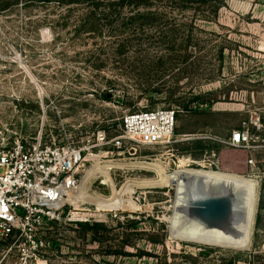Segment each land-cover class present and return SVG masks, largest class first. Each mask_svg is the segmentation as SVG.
I'll use <instances>...</instances> for the list:
<instances>
[{"label":"rangeland","instance_id":"374dc122","mask_svg":"<svg viewBox=\"0 0 264 264\" xmlns=\"http://www.w3.org/2000/svg\"><path fill=\"white\" fill-rule=\"evenodd\" d=\"M156 108L176 114L169 142L120 161L206 158L217 171L226 153V166L258 187L249 248L169 238L172 189L137 187V210L100 222L69 221L65 208L32 264H264V0H0V148L40 132L110 138L126 113ZM239 129L248 142L221 143ZM135 164L122 167L124 182L156 178ZM16 261L11 239L0 241V264Z\"/></svg>","mask_w":264,"mask_h":264},{"label":"built area","instance_id":"2783aa9c","mask_svg":"<svg viewBox=\"0 0 264 264\" xmlns=\"http://www.w3.org/2000/svg\"><path fill=\"white\" fill-rule=\"evenodd\" d=\"M175 124L173 109H143L123 115L118 134L110 138L103 130L92 132L81 142L68 137L47 138L40 132L31 140L14 137L7 146L1 147L0 241L11 239L13 242L17 252L15 264L38 261L46 248L45 228L48 223L62 220L64 209L69 206L72 210L68 211L67 219L74 222H100L108 214L124 212L118 208L103 209L81 198L72 205L66 197L78 190L85 165L92 161L91 156L99 154L102 162H121L125 153L135 155L139 146L168 143ZM244 142H248V132L242 129L221 141L226 147H237ZM247 163L253 166L251 159ZM122 169L114 167L108 172L114 187L117 178L124 183ZM102 178L103 175L96 173L91 179L98 181L91 193L99 198L107 196L104 189L110 190Z\"/></svg>","mask_w":264,"mask_h":264},{"label":"bare ground","instance_id":"6f19581e","mask_svg":"<svg viewBox=\"0 0 264 264\" xmlns=\"http://www.w3.org/2000/svg\"><path fill=\"white\" fill-rule=\"evenodd\" d=\"M91 157L92 161L85 165V175L80 180L78 190L66 197V201L72 205L81 198V201H92L103 209L133 211L139 208V204L132 198L135 188L170 187L173 195L166 201L165 206L169 212L166 217L169 238L235 251L249 248L258 187L252 176L243 175L235 168L226 166V153H221L220 170L217 171L204 160L206 158L195 163L189 158L181 157L176 162L168 160L161 165L155 160L125 164L123 161L102 162L99 154ZM133 164L139 168L153 169L156 178L127 180L119 188L114 187L108 176L109 170L114 167L134 166ZM194 164L196 167H192ZM167 168H171V171L167 172ZM96 173L103 175L102 182H107L110 186V194L104 198L88 191L90 180ZM202 193L217 194L228 201L225 217L216 222H203L193 214L189 201L196 194Z\"/></svg>","mask_w":264,"mask_h":264},{"label":"water","instance_id":"95a60500","mask_svg":"<svg viewBox=\"0 0 264 264\" xmlns=\"http://www.w3.org/2000/svg\"><path fill=\"white\" fill-rule=\"evenodd\" d=\"M193 214L203 222H216L225 217L228 201L217 194H196L190 199Z\"/></svg>","mask_w":264,"mask_h":264},{"label":"trees","instance_id":"16d2710c","mask_svg":"<svg viewBox=\"0 0 264 264\" xmlns=\"http://www.w3.org/2000/svg\"><path fill=\"white\" fill-rule=\"evenodd\" d=\"M175 116H176V114H175ZM87 226L92 228V229H95V228L99 227L100 225H99V223H91V224H87Z\"/></svg>","mask_w":264,"mask_h":264}]
</instances>
